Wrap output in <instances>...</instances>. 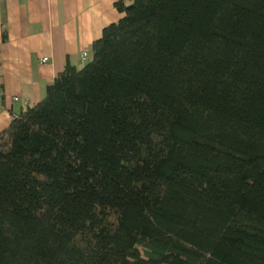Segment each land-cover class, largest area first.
Here are the masks:
<instances>
[{"label":"trees","instance_id":"obj_1","mask_svg":"<svg viewBox=\"0 0 264 264\" xmlns=\"http://www.w3.org/2000/svg\"><path fill=\"white\" fill-rule=\"evenodd\" d=\"M113 8L0 132V264H264V0Z\"/></svg>","mask_w":264,"mask_h":264},{"label":"crops","instance_id":"obj_2","mask_svg":"<svg viewBox=\"0 0 264 264\" xmlns=\"http://www.w3.org/2000/svg\"><path fill=\"white\" fill-rule=\"evenodd\" d=\"M114 0H0V132L120 16ZM41 59H47L41 63ZM17 101L13 102L12 98Z\"/></svg>","mask_w":264,"mask_h":264},{"label":"built area","instance_id":"obj_3","mask_svg":"<svg viewBox=\"0 0 264 264\" xmlns=\"http://www.w3.org/2000/svg\"><path fill=\"white\" fill-rule=\"evenodd\" d=\"M80 63L86 58V54L85 53H81L80 54ZM47 62V59H41V63H46ZM0 99H1V93H0ZM12 101L15 102L17 101V98L16 97H13L12 98Z\"/></svg>","mask_w":264,"mask_h":264},{"label":"rangeland","instance_id":"obj_4","mask_svg":"<svg viewBox=\"0 0 264 264\" xmlns=\"http://www.w3.org/2000/svg\"><path fill=\"white\" fill-rule=\"evenodd\" d=\"M120 16V15H119ZM76 68H78V67H76Z\"/></svg>","mask_w":264,"mask_h":264}]
</instances>
